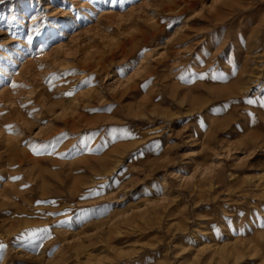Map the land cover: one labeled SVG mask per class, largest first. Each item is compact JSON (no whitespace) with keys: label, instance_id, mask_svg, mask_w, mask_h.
Wrapping results in <instances>:
<instances>
[{"label":"rangeland","instance_id":"rangeland-1","mask_svg":"<svg viewBox=\"0 0 264 264\" xmlns=\"http://www.w3.org/2000/svg\"><path fill=\"white\" fill-rule=\"evenodd\" d=\"M0 244L264 264V0H0Z\"/></svg>","mask_w":264,"mask_h":264},{"label":"snow or ice","instance_id":"snow-or-ice-1","mask_svg":"<svg viewBox=\"0 0 264 264\" xmlns=\"http://www.w3.org/2000/svg\"><path fill=\"white\" fill-rule=\"evenodd\" d=\"M13 87H15V85H13ZM67 95H72V93H66ZM248 103H253V101L252 100H249V101H247ZM34 151H38V149H34ZM13 179H18V178H13ZM45 231H47V230H45ZM4 245L3 244H0V250H3L4 249Z\"/></svg>","mask_w":264,"mask_h":264}]
</instances>
